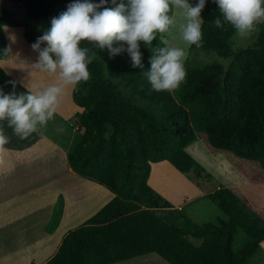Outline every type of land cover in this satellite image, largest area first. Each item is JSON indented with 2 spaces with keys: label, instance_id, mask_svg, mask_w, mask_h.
I'll list each match as a JSON object with an SVG mask.
<instances>
[{
  "label": "trees",
  "instance_id": "16d2710c",
  "mask_svg": "<svg viewBox=\"0 0 264 264\" xmlns=\"http://www.w3.org/2000/svg\"><path fill=\"white\" fill-rule=\"evenodd\" d=\"M5 1L21 6L26 18L43 32L69 4L83 2ZM188 3L195 6L198 0ZM106 6L115 7L112 0H106ZM218 16L213 0H205L203 46L191 45L188 53L191 57L215 53L232 60L226 68L190 63L185 81L172 92L152 90L142 75L150 68L152 49L160 47L158 33L148 50L140 48L143 69L131 66L126 50L110 57L107 49L81 43L92 48L96 58L88 65L91 78L71 90V101L81 111L72 116L76 129L67 141L66 164L113 197L82 226L68 231L44 264H114L151 253L167 264H253L264 240V222L231 190L219 186L205 195L223 219L196 224L147 185L150 165L162 161L189 181L211 178L184 150L194 131L205 134L211 148L264 170V23L257 26L254 41L233 54L229 39L234 29L228 24L217 29L211 22ZM4 26L18 24L0 5V59H5L8 48ZM23 37L30 45L36 42L26 31ZM9 80L0 68V90ZM134 101L146 102L158 114ZM55 221L53 214L48 233Z\"/></svg>",
  "mask_w": 264,
  "mask_h": 264
},
{
  "label": "clouds",
  "instance_id": "9594fccd",
  "mask_svg": "<svg viewBox=\"0 0 264 264\" xmlns=\"http://www.w3.org/2000/svg\"><path fill=\"white\" fill-rule=\"evenodd\" d=\"M112 3L115 7L106 6V0L69 4L66 11L52 18L50 29L31 45L38 53L37 60L22 63L56 79L46 86H26V92L20 94L15 92V81H9L13 92L5 94L0 90V121H7L15 135L25 139L32 133L42 134L41 130L54 118L65 90L68 87L76 89L91 78L88 65L96 58V53L92 48L81 47L82 42L101 51L107 49L110 57L126 50L131 66L143 69L140 42L151 45L157 33L169 32L176 23V12L184 20L179 27V38L186 46L165 44L155 47L149 59L150 68L142 75L156 92H172L185 81L188 47L203 46L201 12L205 0H198L195 6L188 0H120L119 4L112 0ZM213 3L218 7L219 16L211 23L217 29L230 25L240 39L258 33L257 26L264 23V0H213ZM173 10L176 12L169 15ZM4 27L7 30V26ZM42 44L46 46L41 48ZM114 44L121 46L114 47ZM10 52V48L4 50L5 59H0V64L8 62L6 58ZM212 55L225 66L230 62V58L225 60L215 53ZM58 131L62 132L63 128ZM9 142V136L0 128V153L8 151L5 145Z\"/></svg>",
  "mask_w": 264,
  "mask_h": 264
},
{
  "label": "crops",
  "instance_id": "0c3cea01",
  "mask_svg": "<svg viewBox=\"0 0 264 264\" xmlns=\"http://www.w3.org/2000/svg\"><path fill=\"white\" fill-rule=\"evenodd\" d=\"M25 52L23 54L27 55ZM34 55L38 57L37 52ZM10 59H7L8 63ZM46 76L50 75L33 70L14 78L20 87L15 83L16 86L24 93L26 86H42ZM71 90V87L65 90L54 114L67 122L65 129L69 137L76 129L72 116L81 111L71 101ZM0 128L10 138L5 145L8 151L0 153V264H44L54 255L64 235L82 226L113 195L102 186L74 174L66 164V148L50 137L32 133L21 139L8 127L7 121H0ZM151 165L162 171L158 180L173 178L176 183H183L184 192L188 191L186 179L165 161ZM151 174L152 171H149L148 185L153 191L161 192L160 184V188H157L150 183ZM167 202L173 208L180 207ZM53 214L58 223L44 237V224ZM260 219L264 222L263 217L260 216ZM29 238H34L30 247ZM51 248H54L53 254L44 259L45 252L51 251ZM258 250L264 256V240L260 242ZM156 256L151 253L132 258L128 264H163Z\"/></svg>",
  "mask_w": 264,
  "mask_h": 264
},
{
  "label": "rangeland",
  "instance_id": "374dc122",
  "mask_svg": "<svg viewBox=\"0 0 264 264\" xmlns=\"http://www.w3.org/2000/svg\"><path fill=\"white\" fill-rule=\"evenodd\" d=\"M0 5L16 20L18 24L17 27H7V30H5V27L2 28L7 47L11 49L8 58V60L11 58V62L0 64V68L12 81H15V83L18 84L19 82L14 78V76L19 78L24 73H31L33 71V69L27 67L22 62L35 63L37 60V56L34 55L31 45L26 43L23 37V31L28 32L29 36L35 41L38 37L43 35L44 32L39 30L32 21L26 18L21 6L5 0H0ZM174 12H176V10H173L171 15H173ZM175 20L176 23L174 26H172L169 32L163 34L158 33L160 47L165 46V44H174L181 47L186 46L185 43L179 38V27L180 24L184 23V20L178 12H176ZM11 33L13 36H11ZM256 34L257 33H254L248 39H240L236 37L234 32L229 39L231 52L234 54L241 49H245L254 41ZM10 37H14L15 39L12 40ZM41 46L45 47L46 45L42 44ZM139 46L144 50H148V47L143 42H140ZM24 50H26L27 55L23 54V52H25ZM229 58L231 61L233 57L230 56L225 60H228ZM193 62L200 64L218 63L223 68H226L229 64L227 63L225 66V64L220 63L212 54H204L203 56L199 54L193 57L188 54V57L185 61V68ZM55 79V77L46 76V79L43 78L42 86L54 83ZM18 86L15 87L16 94L23 93V91L19 88L20 86ZM3 92L5 94L13 92L12 84L9 82L6 83ZM134 104L144 108L152 114H158V111L152 110V108L148 106L146 102L134 101ZM66 126L67 122L54 115V118L48 121L46 127L43 128L41 132L43 135L50 137L51 140L57 142L62 148H66L68 143L67 141L69 139V135L65 129ZM60 128H63L62 132L58 131ZM184 150L201 168L211 175V178L209 180L196 179L194 181H189L184 175L181 174L183 179H186V183H189L188 191L184 192L185 189L183 187V183L178 184L173 178L158 180L157 177L162 175V171L160 168L150 165V171H152L150 183H152L157 188H160L161 185V192L155 191L159 196H161L164 200L171 202L173 206L179 205L180 207L174 208L182 209L184 214L192 222L196 224H203L224 218L221 211L211 201H209L205 195L211 193L219 186H225V188L231 190L236 195L239 201L249 212L257 215L259 218L261 216L264 219V170L260 169L252 162L242 160L227 151H220L211 148L208 145L205 134L198 131H194L192 142L187 147H185ZM47 223L45 222L44 224V237H47L49 234L46 227H52V225H47ZM55 223L57 224L58 222L55 221ZM33 240L34 238L28 239L29 247L34 243ZM45 240L46 239H44V241ZM53 249L54 248H51V251L45 252L43 256L44 259H47L53 254ZM260 253L261 252L258 250L254 255L253 259L251 260L253 264H264V256H261ZM156 257L157 259L163 261L158 256ZM128 261L129 260L120 262V264H128ZM15 263L16 262H12L10 264ZM163 264L166 263L163 261Z\"/></svg>",
  "mask_w": 264,
  "mask_h": 264
}]
</instances>
